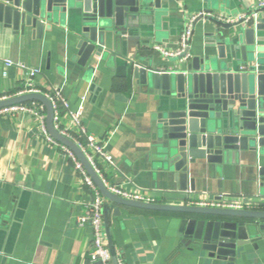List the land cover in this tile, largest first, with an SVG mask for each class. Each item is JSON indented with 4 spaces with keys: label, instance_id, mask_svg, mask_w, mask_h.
Returning <instances> with one entry per match:
<instances>
[{
    "label": "crops",
    "instance_id": "obj_1",
    "mask_svg": "<svg viewBox=\"0 0 264 264\" xmlns=\"http://www.w3.org/2000/svg\"><path fill=\"white\" fill-rule=\"evenodd\" d=\"M253 7V0H216L215 7L203 0H171L169 5L162 2L160 9L145 6L128 17L121 38L85 66L79 64L74 19L61 15L60 23L51 24L40 38L0 23V99L17 93L26 69L39 70L34 79L37 89L45 94L58 91L69 111L79 114L85 131L104 143L113 161V166L102 165L110 185L148 191L167 205L199 195L245 197L259 203L258 162L253 153L234 154L220 165L199 162L187 180V186L193 181L195 191L180 190L157 131L161 99L132 75L135 65L168 69L184 64L162 58L153 47L176 49L191 18L210 11L216 19L233 23ZM195 19L191 58L211 43L216 28L205 19L198 23ZM259 33L264 47V31ZM7 59L25 69L5 67ZM92 199L72 162L43 137L33 117H0V264H98L91 256L92 231L77 222ZM105 213L118 264H264V231L258 228L262 239L254 244L256 248L249 244L238 249L230 263L187 245L178 234L182 219L178 214L106 200L103 223Z\"/></svg>",
    "mask_w": 264,
    "mask_h": 264
},
{
    "label": "water",
    "instance_id": "obj_2",
    "mask_svg": "<svg viewBox=\"0 0 264 264\" xmlns=\"http://www.w3.org/2000/svg\"><path fill=\"white\" fill-rule=\"evenodd\" d=\"M170 1L0 0V23L16 33L23 35L30 31L40 38L51 24L60 23L61 15L74 19L78 24L79 64L85 66L92 56H101L103 48H110L121 38L129 16L149 5L160 9L162 2L169 5ZM215 1L203 0L214 7ZM258 12L246 25L244 19L222 22L206 11L196 17L195 23L204 21L208 15L205 21L216 28L210 34L213 40L201 52L192 58L189 55L190 60L180 61L184 64L168 69L152 65L132 68L133 78L148 88V93L161 99L157 131L164 152L174 165L180 190L195 191L193 181L189 180L187 186V180L188 173L199 162L220 165L234 154L253 153L258 162L262 199L256 210L144 204L121 199L105 188L78 147L54 129V112L47 97L42 94L11 97L0 100V109L30 102L42 104L49 135L76 156L106 201L144 211L178 214L182 217L178 234L187 245L234 263L238 249L262 239L257 228L264 231V225L257 224L264 221V47L259 33L264 31V8ZM107 222L105 213L107 247L112 264H118Z\"/></svg>",
    "mask_w": 264,
    "mask_h": 264
},
{
    "label": "built area",
    "instance_id": "obj_3",
    "mask_svg": "<svg viewBox=\"0 0 264 264\" xmlns=\"http://www.w3.org/2000/svg\"><path fill=\"white\" fill-rule=\"evenodd\" d=\"M254 7L252 11L240 17L244 19V23H248L256 18L259 14L258 10L264 8V0H253ZM195 18H191L187 21L181 31L179 37V44L176 49L168 50L160 45H155L153 51L159 54L165 59H178L181 62H185L189 59V47L192 37L193 25L192 22ZM5 67L17 66L21 69H25L23 66L12 62L11 60H4ZM26 79L22 83L21 88L13 97H19L28 94H42L50 101L53 112V126L54 129L64 138L73 142L81 151L87 162L95 174L99 177L105 188L113 195L128 201L144 203V204H166L163 200L157 199L152 193L133 189L126 190L124 188L110 185L103 175L102 165L113 166L112 158L106 152L104 143L88 134L84 127L81 125L79 114L69 111V103L65 100L58 91L52 93H42L35 86V77L39 74V70L26 69ZM3 98L0 100H5ZM16 114H26L33 117L37 123L39 130L43 137L52 145L60 149L66 154L69 160L72 162L74 168L79 173L82 183L92 193L93 199L88 206H86L84 212L78 217L77 222L80 226L89 225L92 231V250L91 256L94 262L99 264H111L110 253L106 245V238L104 232L103 214L102 208L105 199L100 194L99 190L93 183L90 176L83 168L80 161L76 156L65 146L56 142L48 133L46 128V110L44 106L37 102H30L26 104H19L10 107L0 109V117L14 116ZM67 119L68 124H63V121ZM74 132L75 134H73ZM181 206L207 208V209H222V210H235V211H252L258 209V204L254 199L245 197H228L225 195L220 196H208L199 195L195 198H185L180 201Z\"/></svg>",
    "mask_w": 264,
    "mask_h": 264
},
{
    "label": "trees",
    "instance_id": "obj_4",
    "mask_svg": "<svg viewBox=\"0 0 264 264\" xmlns=\"http://www.w3.org/2000/svg\"><path fill=\"white\" fill-rule=\"evenodd\" d=\"M154 213H161V212H154Z\"/></svg>",
    "mask_w": 264,
    "mask_h": 264
}]
</instances>
